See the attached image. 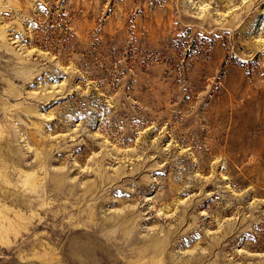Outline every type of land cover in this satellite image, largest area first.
Wrapping results in <instances>:
<instances>
[{
    "label": "rangeland",
    "instance_id": "374dc122",
    "mask_svg": "<svg viewBox=\"0 0 264 264\" xmlns=\"http://www.w3.org/2000/svg\"><path fill=\"white\" fill-rule=\"evenodd\" d=\"M0 264H264V0H0Z\"/></svg>",
    "mask_w": 264,
    "mask_h": 264
}]
</instances>
